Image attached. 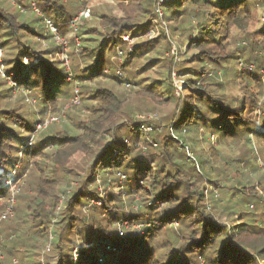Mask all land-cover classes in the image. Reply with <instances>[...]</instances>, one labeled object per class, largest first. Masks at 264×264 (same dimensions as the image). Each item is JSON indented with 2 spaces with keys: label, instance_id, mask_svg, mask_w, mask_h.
<instances>
[{
  "label": "trees",
  "instance_id": "obj_1",
  "mask_svg": "<svg viewBox=\"0 0 264 264\" xmlns=\"http://www.w3.org/2000/svg\"><path fill=\"white\" fill-rule=\"evenodd\" d=\"M115 1L118 15H98V28L80 27L82 45L71 53L69 72L55 59L60 46L40 42L48 34L43 18L69 25L86 0L0 5V66L9 68L0 74V195L16 198L14 213L0 219V264L12 258L23 264V255L42 264H264V212L243 209L246 202L261 206L257 188L264 194V175L252 178L246 171L254 155L264 166V53L258 43L264 26L247 30L264 0H161L164 28L159 23L156 35L159 0ZM17 7H35L41 16L22 19ZM233 30L244 37L235 38ZM240 60L252 71H241ZM222 73L234 77L236 96L221 82ZM24 92L40 96L39 111ZM75 94L78 104L66 108ZM47 111L72 125L63 119L36 130L44 125L37 117ZM201 127L229 144L245 139L249 155L222 160L210 148L209 160L192 149L194 158L188 156L181 143ZM29 129L38 136L27 155L20 148ZM77 153L94 156L83 176L70 168ZM70 181L75 186L66 195ZM97 182L121 187L126 200L122 191H111L99 201ZM224 192L227 201L220 199ZM124 217L143 225V232L119 236L116 224Z\"/></svg>",
  "mask_w": 264,
  "mask_h": 264
},
{
  "label": "rangeland",
  "instance_id": "obj_2",
  "mask_svg": "<svg viewBox=\"0 0 264 264\" xmlns=\"http://www.w3.org/2000/svg\"><path fill=\"white\" fill-rule=\"evenodd\" d=\"M86 2H87V4L85 6L79 7V8H80V11L83 10V9L87 10L88 13H87V16L85 18L81 19L79 21V23L77 24L76 33L74 32V30H72L69 27V25H64V24H59L58 25V30H59L58 31V35L61 38H63L67 42L68 45H67L66 51H63L64 49L60 47V49H59L60 51H59L58 55L55 56V59H59L58 61H60V63H62V66L65 67L64 69L66 70V72H69V70H70L69 67H70V62H71V53L73 51H77V49L79 48V45H82V44H80L81 42H80V40L78 38V36H80V31H79L80 27H82V25H84V23H88L89 25L91 24L90 25L91 27H88V28H90V29L98 28V26H99L98 25L99 16L101 14H109V15H118L119 14V12L117 10V6H116L119 1L117 2L115 0H86ZM248 2H252L250 4H254V0H248ZM0 5L5 7V8H9V9H11V7L14 6V4L11 2V0H0ZM263 9L264 8L262 6H257V8L255 7V10L253 11L254 12L253 21H251V23L249 24L248 29H247L250 33H253V32H255L257 30H260L262 28L263 24L260 23L259 16L264 11ZM31 10L32 11H29V12L25 11L24 12V11H21L17 7L16 15L18 17H21L22 19L30 20V19H33L34 16L38 15L37 12L34 11L32 8H31ZM158 20H160V19H157L155 21L154 25H153L155 35H156V32L160 31V24L162 25V23L159 22ZM209 22L211 23L212 21H209ZM162 26L164 28V25H162ZM241 33L242 32H239L238 30H233V32H232V34H233V36L235 38H243L244 34H241ZM74 37L78 38V41H79V45L78 46H76L77 42L75 44L73 43ZM166 37H167V34H166ZM80 38L82 39V37H80ZM262 38L258 39V43L262 42V45H263L262 54H263L264 53V39H262ZM123 41L125 42L124 39H123ZM40 42H41L42 46H47L48 45L49 47H52L55 44L58 45L55 42V40L51 37V35H49V34H46L44 36V39L41 40ZM74 42H75V40H74ZM231 42H233V38H232ZM231 42L229 43L228 49L230 51H232V53L234 54V59H235V55H236V53H235L236 51L235 50H236V48ZM246 42H245V40H243V42L241 44L242 48H244V49H246V47H247V43ZM129 46H131V43L128 44V47ZM171 46H172V48H171L170 51H171L172 54L175 55V53H176L175 52V46L173 45V43L171 44ZM167 55H169V53ZM63 56H65L66 58L64 59ZM113 60L116 61V63H117V61H118V63L120 61L119 57H118V60H117V58H114ZM121 61H122V59H121ZM235 61H234V63H235ZM240 62H243V61L240 60ZM2 66L4 68H2L0 66V74L4 75L5 73H8L9 68L7 66H5L4 64ZM230 67H231V65L228 66V70H229L228 74H230ZM70 73H71V71H70ZM145 76H148V75L145 74L144 76H142V78L145 79ZM229 76L224 77L223 73H222L221 82H224L225 86L228 87L227 89L229 90V92L233 96H236V94L239 92V88L237 87V82H235L234 77L232 78L231 75H229ZM171 79L173 81V84L175 86L176 91L178 93L181 92L182 91V84L180 83L181 80L176 78L175 73L172 74ZM147 81L151 82L152 78L147 80ZM138 82L140 83L141 80H138ZM141 84H142V86H145V85L147 86L150 83L149 82H141ZM262 85H263L262 88L264 89L263 82H262ZM62 90L66 93V96H67L68 88H67V84L66 83H63ZM24 94H25V98H27V101H26L27 104L32 109H34V112L35 111H39V107H40L39 99H40V96H38V94H37V95H35L37 97L33 98L32 94H27L25 92H24ZM75 96H76V94L74 95V98H73L71 104L66 102V108L71 107V105L74 106V105L78 104L79 100ZM59 115H57V116H59ZM78 116H81V115H78ZM260 117H263V115L261 114ZM57 118L54 115H52L49 111L44 112L42 117H37V119H36L37 122L42 120V124H44V125H42V126L37 125L36 126V130L40 131V130L46 128V126L51 125L52 123L57 124V125H61L63 119L65 120L66 125L68 127H70L72 125V122L68 121L64 115H61V117L58 118V119ZM31 130L32 129H29V131L23 130V133H24L23 136H25L26 142L20 148V151L21 152L23 150L26 151L27 155L28 154L30 155L31 150H33L34 141H35V139L38 136V134H34L33 132L30 133ZM184 140H186V141L182 142L181 145L182 146L184 145L185 148L188 149V151H187L188 152V156L191 155V153H190L191 150L190 149H192L193 152L195 153V156H197L199 158L201 157L200 159H202V160H209L208 159V156H209L208 153L210 151V148H215V150H217L219 152V154L222 156V160H228V161L235 160L236 158L237 159L238 158L241 159L243 156H247V152H248V150L245 149L246 147H244V144H243V143H245L244 142L245 139L242 140V141H237L236 144H229L228 142L220 141L219 138L216 135H214L211 131H202V127L200 129H198V133H197L196 136H191V138H185ZM187 142H188V144H186ZM239 143H240V145H239ZM256 148H257V146H256ZM253 149H255V148L253 147ZM257 150H258V148H257ZM20 151L18 153L19 157H21V152ZM187 152H186V154H187ZM245 153H246V155H245ZM248 155H249V152H248ZM191 156L194 158L193 154ZM93 157H94L93 155H84V154H81V153H77L76 155L73 156V158L71 160V167L70 168H73L74 170H76L77 173H80L83 176L86 173V170H87L89 164L92 162ZM28 159H30L29 156H28ZM22 160H23V158L19 159L18 162H17L18 165H15V166L16 167H20V165L22 164ZM29 162L31 163L32 159H30ZM29 166L32 167L31 165H29ZM246 171H248L252 175V178H258V177H261V176L264 175V166H263V164L260 161L258 156L254 155V157H252V160L249 162V165H248ZM27 172H28V170H27ZM122 179L123 178L120 179V184L121 185H123L122 184V181H123ZM9 180H11V177L8 179V181ZM99 180H100V178H99ZM22 182H23V180L19 182V186L20 187L23 186L21 184ZM69 184H70V188L66 192V195L69 194L70 190L75 186L74 185L75 184L74 181H70ZM97 184H98V186H97L98 187V192H99V195H100V197H99L100 200L99 201H101L102 198L106 194L111 192V191L114 192V193H118V192L122 191L121 187L120 188H117V187L107 188L104 185H102V182H97ZM262 186H264V183L262 184ZM21 192H22V190H21ZM21 192L19 193L18 190H13V189L11 190V194L13 193V195L14 194H17V195L21 194ZM257 193H258V195L260 197H262L261 206L258 205L256 207V205H253L250 202H246L244 204L245 207L243 208L244 210H246V214H252V213L256 214L258 211H263L264 212V194L262 193L261 187L257 188ZM122 195H123L122 199L126 200V197L124 196V192L123 191H122ZM223 195H224L225 198L220 196V199H222L224 201L229 200L230 194L224 192ZM11 197H10L9 202H8L7 195H0V219H2V220L7 218V215H11L12 213H14V212H12L11 206L12 205L15 206L16 198L14 197L15 198L14 199L13 197L12 198ZM218 197H219V195H218ZM99 201L92 202V204L90 203V205L93 206V204H97L96 206H98V202ZM6 204H8V205H6ZM63 204H64V202L61 201L59 206H58V208H56V212L57 213H58V211H60V208H62ZM90 207H88V208H90ZM123 209H124V211H126L127 207L123 208ZM132 209H133V211H136V209H137L134 204L132 205ZM216 216L219 218V212L216 213ZM222 217L225 218V216H222ZM262 219H264V216H262ZM56 220H57V216L54 219L52 218V221H56ZM52 221H51V226L54 223ZM225 221H226L225 219L222 220V222H225ZM130 224L131 223L128 222L127 217H124L123 219H121L120 221L117 222L116 231H117V233H119V236H122L123 231L124 230H128V229L131 232L134 231V232L139 233V234L143 232V229H144L143 225H138L136 223L131 224V225ZM170 226L173 229L177 228V224H175V223L170 225ZM227 226H229V227L232 226V223H227ZM42 255H43V251L40 253V256H42ZM75 255H76V253H74V258H75ZM5 263L6 264H20L19 259H15V258H12L11 261H6ZM23 264H42V260H41V258L38 260L37 257H30L29 255H23Z\"/></svg>",
  "mask_w": 264,
  "mask_h": 264
},
{
  "label": "built area",
  "instance_id": "obj_3",
  "mask_svg": "<svg viewBox=\"0 0 264 264\" xmlns=\"http://www.w3.org/2000/svg\"><path fill=\"white\" fill-rule=\"evenodd\" d=\"M160 3H161V0H159V1L156 3L155 10H154V12H155V14H156V16H157L158 19L161 18V12H160V9H159V5H160ZM32 9H33L34 11L37 12L38 16H41L40 12L37 11V10L35 9V7H32ZM87 13H88V11L85 10V9H83V10H81V11L78 13V15H77L72 21H70V23H69V27H70L72 30H74L75 33H76V30H77V24L79 23V21H80L81 19H83V18H85V17L87 16ZM43 21H44V26H45V30H46V32H47L49 35H51V37L55 40V42H56L61 48L64 49L63 51H66V48H67V45H68V44H67V42H66L63 38H61V37L58 35V31H59V30H58V26H57L56 24H54L52 21H50L49 19L45 18V17L43 18ZM259 21H260L261 24L264 25V11H263L262 14L259 16ZM74 40H75V43L77 42V43H76V46H78V45H79L78 38H77V37H74ZM124 40H125V41H128L127 38H124ZM63 58L65 59L66 57L63 56ZM239 69H240L241 71H252L253 66H252V65H247V64L241 62V63H239ZM263 74H264V70H263ZM262 82H263V84H264V78H263ZM145 131L148 132L149 129H146ZM108 249H109V248H107V250H108Z\"/></svg>",
  "mask_w": 264,
  "mask_h": 264
}]
</instances>
